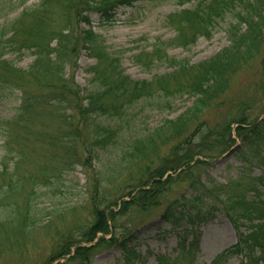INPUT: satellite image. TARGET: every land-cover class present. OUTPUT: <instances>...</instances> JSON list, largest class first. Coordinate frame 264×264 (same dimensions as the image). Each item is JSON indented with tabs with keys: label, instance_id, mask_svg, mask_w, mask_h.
I'll return each instance as SVG.
<instances>
[{
	"label": "trees",
	"instance_id": "1",
	"mask_svg": "<svg viewBox=\"0 0 264 264\" xmlns=\"http://www.w3.org/2000/svg\"><path fill=\"white\" fill-rule=\"evenodd\" d=\"M28 1L0 0V258L9 252L18 257L17 264H51L70 253L75 245L74 254L58 264H92L95 251L109 243L120 247L123 264H136L141 255L136 244L130 245L125 239L129 236L113 233L110 239L102 236L92 246L82 242L93 240L98 232H110V220L113 223L128 208L153 207L176 182L189 181L195 193L171 201L163 218L178 227L193 223L205 209H221L238 231V240L212 264L235 254L241 256L240 264H264V157L258 176L241 174L223 184L200 175L195 179L193 174L208 163L202 158L195 160V155L215 157L235 142L233 122L238 123L235 131L245 143L264 145V120L255 122L243 110L221 127L215 125L209 130L193 126L184 114L158 128L167 141L180 139L161 159L163 165L147 177L148 168L139 177L142 167L137 173L132 171L129 179L138 180L135 187H149L140 188L134 195L132 187L126 194L131 198L124 199L118 211L113 207L119 204V197L106 195L110 186H102L114 182L106 174L99 183L94 177V190L84 197V203L92 207V217L88 219L66 221L65 212L52 210L49 202L55 183L66 178L65 173L74 172L77 164L97 160L95 148L105 149L115 142L114 136L121 127L117 122L107 124L102 116H116L149 97L189 94L198 97L193 107L207 105L225 91L232 74L252 58L259 59L264 92V0H197L192 7L165 15L163 21L175 35L167 40L158 37L151 50L142 49L131 57L146 68L160 63L171 70L145 79H133L125 73L117 55L121 50L114 52L105 45L88 15L99 13V25H105L119 5H133L137 0H38L31 5ZM145 1L182 5L193 0ZM19 7L22 10L8 18L7 14ZM56 15L58 21L54 19ZM223 22L230 44L212 57L191 63L188 58L179 59L167 52L169 47H189L200 36L211 37ZM81 50L96 60L88 68L93 73L90 88H82L73 71H69L71 65L76 66ZM27 51L36 58L26 70L18 67L16 60ZM5 107L11 109L10 114H6ZM172 124H180L176 133L171 131L175 127ZM155 132L137 135L129 155L140 157L144 148L138 142L146 145ZM209 135L214 139L207 143ZM157 148L155 143L151 150ZM149 152L143 159L153 163ZM166 170L176 175L161 179ZM98 185L104 188L103 194H94ZM56 217L61 222L57 223ZM241 227L245 230L241 231ZM37 234L43 235L45 241ZM180 236V256L160 254L157 264H180L185 253L197 249L196 240L186 244V235ZM43 244H49L48 253L32 261L31 247L41 249Z\"/></svg>",
	"mask_w": 264,
	"mask_h": 264
},
{
	"label": "rangeland",
	"instance_id": "2",
	"mask_svg": "<svg viewBox=\"0 0 264 264\" xmlns=\"http://www.w3.org/2000/svg\"><path fill=\"white\" fill-rule=\"evenodd\" d=\"M37 1L30 0L27 4L31 5ZM183 7L175 3L154 4L145 0H138L132 6H119L115 12V17L107 25H99V13L88 12V15L96 31L102 35L105 45L109 46L110 50L114 52L121 50L117 55L120 57V64L125 69V73L133 79H145L152 78L155 74L168 72V66L157 63L146 68L134 62L131 55L142 49L151 50L153 42L158 37L165 40L173 36L174 32L165 26L163 18L169 12ZM21 10L22 7H19L15 12L8 13V18L15 16ZM54 19L58 21L57 15ZM2 20L3 18H0V21ZM229 42L223 23L220 28L216 29L211 38L201 37L189 49L170 47L168 53L176 55L178 58L187 56L192 62H199L214 55L228 45ZM262 49L264 51V46ZM35 58L36 56L31 51H27L26 54L16 60V65L27 70L33 64ZM95 63L96 60L82 50L78 54L76 66L71 65L69 67V71H73L82 88L92 86L91 76L93 73L88 68ZM260 78L259 59L252 58L249 63L242 65L232 74L225 91H220L212 102L206 103L207 105L200 104L198 107H193L198 97L189 94L149 97L129 105L124 111H119L116 116L101 115L102 121L104 120L109 125H114L117 122L121 127L114 136L115 142L108 144L105 149L95 148L98 152L97 160L95 158L92 163L89 161L86 165L77 164L74 172L65 173L66 178L55 183L52 189V197L49 200L50 208L64 211L66 221L71 219L80 221L92 217L91 204L84 203V197L94 190L96 179L99 183L101 178L105 177V174L112 177L111 180L114 181L111 185L106 183L102 185L110 186L106 195L110 196L112 193L111 197H119L121 202L124 199L123 196H126L128 191L138 184V180L129 179L132 171L137 173L142 167L141 171L137 173L139 177L148 168L145 175L147 177L150 171L163 165L161 159L170 152L172 144L180 139V137H174L172 140L167 141L163 130L158 129L170 125L171 123H168V120H176L184 114L183 116L189 118V122H193V126L209 130L213 129L215 125L221 127L223 123L231 120L242 110L254 119L262 116L264 102L261 100L264 97V92L261 88ZM250 106H252L251 109L247 110ZM5 109L6 114H10L11 109H8V107H5ZM186 112L187 115H185ZM171 126H175L171 127L172 133H176L180 124H172ZM233 126H236V124L233 123ZM155 130V134L151 135V139L146 145L141 146L142 143L138 142V146L144 148L141 156L135 157L137 159L130 156L128 152L135 145V143L132 144L133 139L137 135L145 136ZM213 139V135H209L206 142L209 143ZM151 140L153 141L150 142ZM155 143L158 148L151 150ZM238 143L243 146L242 140H238ZM261 150L254 145L252 147L245 146V149L238 154L232 151L221 154L213 159L210 164L197 168L193 173L194 178L197 179L200 175L203 179L214 178L220 183H226L228 180L235 178L241 171L247 177L257 176L261 173L263 165L260 161H252L250 157L259 156ZM148 152L150 158L154 161L153 163L143 159ZM257 159L255 158V160ZM102 186L98 185V190H95L94 194H103L105 190ZM192 193H194V189L190 186L189 181L178 182L168 189L160 199L159 204L145 210L132 206L121 213L112 225L110 224L111 229H116L114 232L117 236H129V238H125L128 243L134 246L136 244L141 255L136 264H156L157 257L160 254L172 258L177 256L178 249L181 247L179 246L180 234L187 236V242L194 238L199 239L197 252L186 253L180 259V264H191V261L192 264H209L237 241L238 232L221 209H205L200 218L195 219L191 225H188L186 232L181 231L184 225L174 228L171 223L163 219L162 215L171 201L180 195L189 196ZM73 209L76 211L69 213ZM58 213L61 212L58 211ZM56 220L57 223L61 222L57 217ZM109 234L110 232H108V237ZM36 237L45 241L43 235L39 236L37 234ZM49 249V244H43L41 249L38 246H33L30 249V258L32 261H37L48 253ZM239 259V256H231L222 259L219 264H239ZM18 261V257L9 252L0 258V264H17ZM92 264H122L118 245L105 243L104 247H101L95 253Z\"/></svg>",
	"mask_w": 264,
	"mask_h": 264
}]
</instances>
